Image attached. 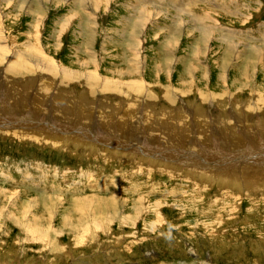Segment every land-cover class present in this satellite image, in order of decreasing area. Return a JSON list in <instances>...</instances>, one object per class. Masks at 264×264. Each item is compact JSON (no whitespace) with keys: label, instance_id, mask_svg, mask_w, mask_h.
Instances as JSON below:
<instances>
[{"label":"rangeland","instance_id":"obj_1","mask_svg":"<svg viewBox=\"0 0 264 264\" xmlns=\"http://www.w3.org/2000/svg\"><path fill=\"white\" fill-rule=\"evenodd\" d=\"M0 118V264H264V0H0Z\"/></svg>","mask_w":264,"mask_h":264},{"label":"bare ground","instance_id":"obj_2","mask_svg":"<svg viewBox=\"0 0 264 264\" xmlns=\"http://www.w3.org/2000/svg\"><path fill=\"white\" fill-rule=\"evenodd\" d=\"M51 68H53V70H54V66L53 65H51ZM26 69V68H25ZM151 118V117H150ZM3 119L4 118H0V129H3V130H6V129H8V128H11V124L10 123H8L7 121H6V125L5 126H2L1 124H3L4 122H2L3 121ZM5 120V119H4ZM19 121H21V122H24V124H30V125H34V126H36L37 124H36V122L34 121V120H27L26 119V116L24 117V118H21L20 119V116H18V118L16 119V121L15 122H19ZM45 123H48V122H45ZM19 123H15V125H18ZM38 126V125H37ZM44 126H46V124L44 125ZM73 126V125H72ZM53 128V127H52ZM88 128V127H87ZM70 129V128H69ZM37 130H39V131H42L43 129H41L40 128V126L39 127H37ZM55 131V130H54ZM73 131V130H72ZM16 135H20L21 137H23V136H29L30 138L32 137L30 134L28 135V134H26V132L24 133V132H21V131H13ZM76 132V131H75ZM29 133V132H28ZM32 134V133H31ZM86 134V133H85ZM33 135V134H32ZM37 135V134H36ZM50 135V134H49ZM57 135V134H56ZM33 136H35V135H33ZM91 136V135H90ZM36 137V136H35ZM92 137V136H91ZM35 139V138H34ZM53 139V138H52ZM75 139V138H74ZM37 140V139H36ZM68 140V139H67ZM80 141V140H79ZM97 141V140H96ZM83 142V141H82ZM85 143V142H84ZM84 145V144H83ZM153 158V157H152ZM224 158V157H223ZM222 160H224V159H222ZM221 160V161H222ZM264 161V160H263ZM219 162V161H218ZM227 164H230V162H226V165ZM232 173V172H231ZM233 175V174H232ZM79 202V201H78ZM86 204V203H85ZM79 205V204H78ZM40 228H42L41 226H40ZM36 229H37V227H36ZM44 229V228H43ZM42 229V230H43ZM49 229V228H48ZM45 235H47V234H45ZM44 241V240H43Z\"/></svg>","mask_w":264,"mask_h":264},{"label":"crops","instance_id":"obj_3","mask_svg":"<svg viewBox=\"0 0 264 264\" xmlns=\"http://www.w3.org/2000/svg\"><path fill=\"white\" fill-rule=\"evenodd\" d=\"M133 12H135V11L133 10ZM136 13H137V11H136ZM124 38H125V37H124ZM126 38H127V37H126ZM128 38H136V37H128ZM220 79H221V80H225V81L227 80L225 77H223V78L221 77Z\"/></svg>","mask_w":264,"mask_h":264}]
</instances>
